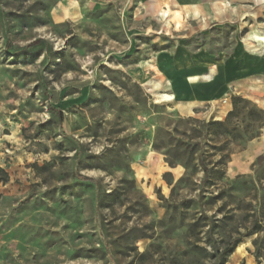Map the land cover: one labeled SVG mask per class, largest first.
Instances as JSON below:
<instances>
[{"label": "rangeland", "instance_id": "obj_1", "mask_svg": "<svg viewBox=\"0 0 264 264\" xmlns=\"http://www.w3.org/2000/svg\"><path fill=\"white\" fill-rule=\"evenodd\" d=\"M61 1L0 0V264H264V78L174 92L186 52L242 81L264 9L202 29L173 0H67L55 23Z\"/></svg>", "mask_w": 264, "mask_h": 264}, {"label": "crops", "instance_id": "obj_2", "mask_svg": "<svg viewBox=\"0 0 264 264\" xmlns=\"http://www.w3.org/2000/svg\"><path fill=\"white\" fill-rule=\"evenodd\" d=\"M173 3L179 7L184 19L195 20L198 28L202 29L211 27V18L216 19L215 14H227L225 17H231V14H248L253 10L264 9V0H173ZM78 11L77 2L65 0L53 7L50 15L58 23L74 19ZM186 55H182L180 59L183 68L176 74L178 78L174 83V92L178 99L190 104L219 99L231 91V86L246 85L248 82L260 83L264 78V60L257 61L250 71L249 68L240 69L237 74L241 75L239 80H243L237 82L231 70L217 65L211 54L186 52ZM251 71L256 72L255 80L249 77L248 73ZM249 149L254 150V146Z\"/></svg>", "mask_w": 264, "mask_h": 264}, {"label": "trees", "instance_id": "obj_3", "mask_svg": "<svg viewBox=\"0 0 264 264\" xmlns=\"http://www.w3.org/2000/svg\"><path fill=\"white\" fill-rule=\"evenodd\" d=\"M240 102H244V100L242 99H233L232 104L233 107H235L236 103H240ZM233 114V111H231L228 116H231ZM248 115L249 116H253V117H257V118H261L264 117V112L263 111H255V110H249L248 111ZM264 126V120L261 122V127ZM204 172H206V170H203ZM79 181H87V182H93V180L91 178H86V177H82V176H77ZM0 182H2L3 184L8 182V177L6 174H4L3 178H0Z\"/></svg>", "mask_w": 264, "mask_h": 264}, {"label": "bare ground", "instance_id": "obj_4", "mask_svg": "<svg viewBox=\"0 0 264 264\" xmlns=\"http://www.w3.org/2000/svg\"><path fill=\"white\" fill-rule=\"evenodd\" d=\"M165 16H166V13L165 12H162L161 13V17L163 18ZM252 36H253L254 42H256V43L261 42V43L264 44V37L263 36H260L258 34H253Z\"/></svg>", "mask_w": 264, "mask_h": 264}]
</instances>
